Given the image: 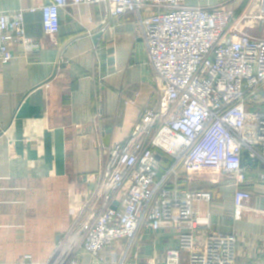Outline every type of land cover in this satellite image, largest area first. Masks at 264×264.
<instances>
[{"label":"built area","instance_id":"2783aa9c","mask_svg":"<svg viewBox=\"0 0 264 264\" xmlns=\"http://www.w3.org/2000/svg\"><path fill=\"white\" fill-rule=\"evenodd\" d=\"M40 7L46 35L60 30V13L70 5L106 3L111 29L130 14L136 17L157 84V106L143 110L130 136L102 149L92 189L75 229L48 264H78L79 253L97 258L113 243L126 244L112 264H135L131 256L145 229L180 230V247L167 252L164 264H235L238 238L210 232L197 244V203L212 195L191 190L203 173L235 178V216L252 200L246 182L248 164L261 166L264 185V0H250L236 14L228 4L189 5L186 0H44ZM26 10L0 12V61L14 58L12 44H24L27 55L40 43L28 37ZM69 61L61 57L60 65ZM257 108L258 110H254ZM158 151L172 158L162 169ZM252 162H250V161ZM264 194V191H263ZM16 264H33L18 262ZM154 264V263H148Z\"/></svg>","mask_w":264,"mask_h":264},{"label":"crops","instance_id":"0c3cea01","mask_svg":"<svg viewBox=\"0 0 264 264\" xmlns=\"http://www.w3.org/2000/svg\"><path fill=\"white\" fill-rule=\"evenodd\" d=\"M250 0H186L189 5L228 4L243 12ZM44 0H0V12L26 10L28 37L40 43L27 55L24 44L9 49L14 58L0 61V264H48L70 236L92 189L90 176L102 149L124 142L146 108L157 106V84L136 17L126 16L111 29L108 4L70 5L60 13V30L46 35L40 7ZM99 35V36H98ZM99 37V38H97ZM61 57L69 61L60 65ZM261 107L260 101L256 104ZM162 169L172 158L158 151ZM246 165L242 188L253 198L235 216V178L203 173L191 190L211 193L197 203V244L210 232L237 236L235 264H264V185L261 166ZM180 230L145 229L131 256L135 264H164L167 252L180 247ZM126 244L113 243L97 258L79 253L78 264H112ZM183 263H187L186 252Z\"/></svg>","mask_w":264,"mask_h":264},{"label":"rangeland","instance_id":"374dc122","mask_svg":"<svg viewBox=\"0 0 264 264\" xmlns=\"http://www.w3.org/2000/svg\"><path fill=\"white\" fill-rule=\"evenodd\" d=\"M261 97L264 98V91L261 93ZM261 109L264 110V106H262ZM254 110H258V109L255 108Z\"/></svg>","mask_w":264,"mask_h":264},{"label":"water","instance_id":"95a60500","mask_svg":"<svg viewBox=\"0 0 264 264\" xmlns=\"http://www.w3.org/2000/svg\"><path fill=\"white\" fill-rule=\"evenodd\" d=\"M99 36V35H98ZM97 38H99V37H97ZM245 157L246 158H248V156H247V154H245ZM249 159V158H248ZM250 161V160H249ZM250 162H252V161H250ZM255 163L257 164V162L255 161Z\"/></svg>","mask_w":264,"mask_h":264}]
</instances>
